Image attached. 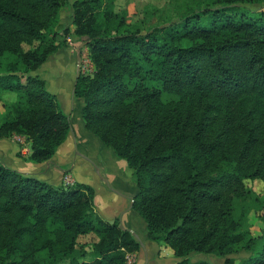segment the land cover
<instances>
[{
  "label": "trees",
  "instance_id": "16d2710c",
  "mask_svg": "<svg viewBox=\"0 0 264 264\" xmlns=\"http://www.w3.org/2000/svg\"><path fill=\"white\" fill-rule=\"evenodd\" d=\"M115 2L0 0V98L19 95L3 102L0 139L25 136L37 163L67 139L69 117L32 73L71 37L95 66L74 85L85 126L133 169L148 238L173 249L175 264H210L194 252L264 264V230L244 246L251 256L231 257L246 239L235 201L253 193L247 180L264 181V0H181L145 31ZM67 4L75 28L56 30ZM94 196L0 160V264H127L140 243L94 211ZM88 234L98 238L91 259L79 240Z\"/></svg>",
  "mask_w": 264,
  "mask_h": 264
},
{
  "label": "rangeland",
  "instance_id": "374dc122",
  "mask_svg": "<svg viewBox=\"0 0 264 264\" xmlns=\"http://www.w3.org/2000/svg\"><path fill=\"white\" fill-rule=\"evenodd\" d=\"M73 1V0H71ZM181 3V0H116L115 2V9L120 10L122 8H128L131 20L135 22V26L137 28H140L141 30L145 31L149 27L154 25H161L164 23H167L170 18L176 13L177 8L179 7ZM66 27L69 28H75L72 21V8L70 4L65 5L60 9L59 13V23L56 26V30H62ZM69 41V47L72 49L73 57L68 58V62H62L58 68L56 69H48L47 67H39L36 72H33V75H38L40 78L47 79L48 80V86L51 88L53 84L54 77L56 76V73L60 75L62 73L65 75H71L72 77L76 73V62L74 60L77 59L78 61V48L81 49V57L78 61V72H82L84 74H93L92 71H89V68H91L89 62H83V60H86V57H83L84 55H87L89 53V48L84 45H80V43L74 42L71 37L68 38ZM72 42V44H71ZM67 47V46H66ZM84 52V53H83ZM8 57L6 56L1 61V68L4 67V63H6ZM81 64H85V69L83 71ZM84 66V65H82ZM49 90V89H48ZM50 91V90H49ZM19 95L17 92H11L9 91V94H2L0 98V121L3 120L4 111L6 112V107L3 106V102H9V101H16L18 99ZM73 128L75 130H78L79 128V122L74 120ZM90 135L81 134L80 135V141L82 139V143L84 145V148L77 145L78 149H84L87 154L91 153L95 154L97 156L103 157V150H102V144H104L97 135H95L93 132L87 131ZM25 136L16 135L15 140L18 141L21 145H23V148H21V151L23 150L26 153L30 152V145L27 141H25ZM75 146V145H74ZM107 146V145H103ZM76 147V146H75ZM108 148H112L110 146H107ZM27 149V150H25ZM116 154V153H115ZM116 156L122 160V162H125V164L130 167L126 160L119 157L117 154ZM96 163V162H95ZM108 168L115 171L111 174H115L114 176H117L116 174H121L122 170L120 166L116 167L113 162H110L107 160ZM71 167L72 175L75 177V185L77 183H86L87 185H90L94 188L100 187L102 188V191L105 192V186L101 182V176L100 173L97 170L96 164H93L90 160L80 157L76 161L69 164ZM66 173V172H65ZM65 173L62 174L60 177V181L57 186H64L63 185V176ZM111 174L108 175L109 182H111ZM248 187H250L253 190V193L250 195L242 198V199H236L235 206H234V213L235 216L241 221L242 224V231L246 233V239L243 242V245H240L239 249L231 255V257L235 258L237 263H241L243 260L251 256L254 251L246 249L244 246H246L249 238H256L260 237L264 230V218L260 215V207L263 203V200H259L256 195L263 197L264 196V181L260 179L256 180H247L246 181ZM136 184V183H135ZM74 185V186H75ZM112 188V187H110ZM113 189V188H112ZM103 192V193H104ZM104 196V194H103ZM117 198V195L113 192L110 193V196L104 199L106 208L113 213V211L117 210L118 203L111 198ZM94 202V201H93ZM94 204V203H93ZM109 220L113 221L116 220L115 217L109 216ZM119 219V220H118ZM118 219L116 221H119L120 227L125 229L124 226L130 225L134 231H137L139 235L141 236V240L139 237L134 235L136 239L140 243V250L134 251V252H128L133 254V259L131 264H141V261L138 260L140 255L138 254L141 252L143 254V257H147L148 261H145L147 264H175L177 260L179 261L181 258L176 256L174 253V250L165 245L163 242L159 241H153L147 237V226L144 218L142 215H140L139 212H137L134 208L131 211H128L126 214L121 216V211L118 213ZM124 225V226H122ZM98 238L94 234H88L80 237L81 243H88L86 246V249L88 251L86 255V259H91L93 255V246L91 245L92 242L96 241ZM143 243V244H142ZM243 246V247H242ZM258 248V245H256ZM147 248V250H145ZM191 261H199L204 260L207 261L210 264H227L225 262V258L215 255V254H204V253H191L189 255ZM85 258V257H84ZM83 258V259H84Z\"/></svg>",
  "mask_w": 264,
  "mask_h": 264
},
{
  "label": "crops",
  "instance_id": "0c3cea01",
  "mask_svg": "<svg viewBox=\"0 0 264 264\" xmlns=\"http://www.w3.org/2000/svg\"><path fill=\"white\" fill-rule=\"evenodd\" d=\"M72 53L73 51L69 46L63 47L55 54H53L41 67H47L49 70L56 69L62 62L64 61L68 62L67 61L68 58L70 59L71 56L73 57ZM74 60L76 62L77 68H76V73L73 77L71 75H65V74L62 75V73L58 75L56 73L51 88L48 86V80L45 79L46 88L49 89L51 93L57 96L63 111L69 117L72 129L69 132L67 139L58 147L57 151L55 152L54 156L51 159L45 162L37 163L29 159L31 150L29 153H26L23 150L21 151L23 145H21L18 141L15 140L16 135L19 134H14L11 137L0 139V160L6 166L14 170L34 176L54 186L58 185L60 181V177L62 176L63 173L68 172L72 175L71 167L69 166L70 163L76 161L80 157H84L90 160L93 164L98 165L97 170L100 173L101 182L105 186V192L102 191V188L100 187H96V188L93 187L95 191L94 204H93L94 211L104 220L113 222L108 218L110 215L115 217L117 220L118 213L120 211H121V216H123L128 211H131L133 209L132 200L130 199V196H135L137 192V187L133 177V169L131 167H128L125 164V162H122V160H120V158L116 156L115 150L113 148H108L107 146H103L104 144H102V150H103L102 158L95 154L92 155L91 153L87 154L84 149L77 148V145L84 148L82 139L80 141V135L81 134L87 135L88 134L87 131L90 130L86 128L83 119L82 109L84 106V99L80 97H76L74 95V85L78 75V61L75 58ZM3 93L9 94V92H3ZM13 101H9V102H13ZM74 120L79 122L78 130H75L73 128ZM88 135L91 136V134ZM25 141H27L28 144L30 145V142L27 139H25ZM107 160L110 162V164L111 162H113V164H115L116 167L120 166L122 173L116 174L117 176H114L115 174H111L115 171L107 167L108 166ZM109 174H111L112 176L111 182H109L108 179ZM82 183L84 184V182ZM110 187H112L113 189ZM111 192L117 195V198L115 197L111 199L118 203L117 210L116 211L114 210L113 213H111V211L106 208L104 202L106 196L109 197ZM124 227L125 229L126 228L133 229L130 225ZM135 232L137 234V237H139V239L141 240V236L139 235V233L137 231ZM145 250H147V248H145ZM138 254L140 255L138 260L141 261V264H147L145 263V261H148V258L146 256L143 257V254H141V252H139Z\"/></svg>",
  "mask_w": 264,
  "mask_h": 264
},
{
  "label": "built area",
  "instance_id": "2783aa9c",
  "mask_svg": "<svg viewBox=\"0 0 264 264\" xmlns=\"http://www.w3.org/2000/svg\"><path fill=\"white\" fill-rule=\"evenodd\" d=\"M71 44H72V42H71ZM84 57H86V60H83V62H89L90 66H91V68H89V71H92L91 73H94L95 66H94V64L90 58V55L88 53H87V55L83 54L82 58H84ZM82 65H84V66H82ZM81 67H82L83 71L86 70L85 64H81ZM75 183H76V181H75L74 177L68 172L65 173V175L63 176V185L64 186H74ZM132 259H133V254L132 253L127 254V264H131Z\"/></svg>",
  "mask_w": 264,
  "mask_h": 264
},
{
  "label": "water",
  "instance_id": "95a60500",
  "mask_svg": "<svg viewBox=\"0 0 264 264\" xmlns=\"http://www.w3.org/2000/svg\"><path fill=\"white\" fill-rule=\"evenodd\" d=\"M80 51H81V49L80 48H78V61L80 60V57H81V53H80ZM130 199L132 200V206H133V204H134V196H130ZM126 229H128V228H126ZM131 233H133L134 235H136L137 236V234H136V232L133 230V229H128Z\"/></svg>",
  "mask_w": 264,
  "mask_h": 264
}]
</instances>
